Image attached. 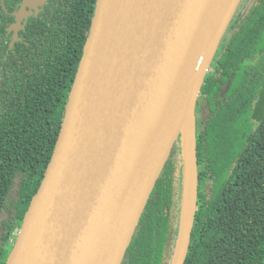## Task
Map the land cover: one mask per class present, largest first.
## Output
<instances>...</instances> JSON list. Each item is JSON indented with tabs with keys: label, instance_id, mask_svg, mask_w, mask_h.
<instances>
[{
	"label": "trees",
	"instance_id": "obj_1",
	"mask_svg": "<svg viewBox=\"0 0 264 264\" xmlns=\"http://www.w3.org/2000/svg\"><path fill=\"white\" fill-rule=\"evenodd\" d=\"M20 1L0 5V264L52 159L98 0H45L13 37ZM193 132L194 209L183 264H264V0L238 3L197 96ZM184 170L180 134L121 264L173 263Z\"/></svg>",
	"mask_w": 264,
	"mask_h": 264
},
{
	"label": "water",
	"instance_id": "obj_2",
	"mask_svg": "<svg viewBox=\"0 0 264 264\" xmlns=\"http://www.w3.org/2000/svg\"><path fill=\"white\" fill-rule=\"evenodd\" d=\"M239 1L217 22L214 0L97 1L52 159L6 264H121L179 134L185 170L172 264H183L196 180L193 110Z\"/></svg>",
	"mask_w": 264,
	"mask_h": 264
},
{
	"label": "bare ground",
	"instance_id": "obj_3",
	"mask_svg": "<svg viewBox=\"0 0 264 264\" xmlns=\"http://www.w3.org/2000/svg\"><path fill=\"white\" fill-rule=\"evenodd\" d=\"M231 0H214L213 9L211 12V20L217 22L221 16L225 13L227 8L229 7ZM191 128V122L187 119L184 124L185 134H189ZM192 189V171L191 168L187 169V177H186V201L188 202L191 195Z\"/></svg>",
	"mask_w": 264,
	"mask_h": 264
},
{
	"label": "rangeland",
	"instance_id": "obj_4",
	"mask_svg": "<svg viewBox=\"0 0 264 264\" xmlns=\"http://www.w3.org/2000/svg\"><path fill=\"white\" fill-rule=\"evenodd\" d=\"M44 1L45 0H23L21 7H19L18 11L16 12V22H17L16 24H20L22 19L25 18V16L28 14L29 10L35 9L38 6V4H41ZM26 7L28 10L26 9ZM17 26H20V25H17ZM260 115H261V113L257 108L255 110V116L254 117L258 118V117H260ZM179 137H180V134L178 135V138ZM189 137H190L189 134H185V145H186L187 151H188V147H189V141H188ZM186 155H187V153H186ZM187 165H188V162H187ZM4 236H5L4 233L0 230V245L5 241ZM12 242L14 243L15 241H12Z\"/></svg>",
	"mask_w": 264,
	"mask_h": 264
},
{
	"label": "flooded vegetation",
	"instance_id": "obj_5",
	"mask_svg": "<svg viewBox=\"0 0 264 264\" xmlns=\"http://www.w3.org/2000/svg\"><path fill=\"white\" fill-rule=\"evenodd\" d=\"M3 3H4V0H0V5H1V4L3 5ZM22 3H23V0H21V1L18 2V3H16V4H15V8H14V10L12 11L13 22L11 23L9 30H11V31H10V34H11L13 37L17 36V34H18V30L21 28L22 25H24V23H25L26 21H28L31 17H34V16H35V14H36L37 11L40 9V7L43 5L44 2L41 3V4H38V6H37L35 9H31V10H29V11H28V14L25 16V18L22 19V21L20 22V24H16V23H17V22H16V12L18 11L19 7H21ZM26 9H27V7H26ZM27 10H28V9H27ZM0 15H1V10H0ZM17 25H20V26H17ZM14 27H15V28H14Z\"/></svg>",
	"mask_w": 264,
	"mask_h": 264
}]
</instances>
